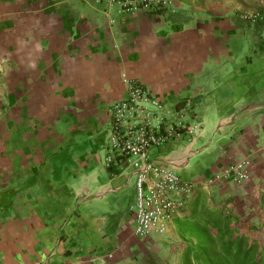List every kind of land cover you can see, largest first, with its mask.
Returning <instances> with one entry per match:
<instances>
[{"label":"crops","instance_id":"obj_1","mask_svg":"<svg viewBox=\"0 0 264 264\" xmlns=\"http://www.w3.org/2000/svg\"><path fill=\"white\" fill-rule=\"evenodd\" d=\"M122 74L195 127L149 150L196 183L187 208L241 158L264 187V0H0V264H181L179 214L133 233L136 174L107 143Z\"/></svg>","mask_w":264,"mask_h":264},{"label":"built area","instance_id":"obj_2","mask_svg":"<svg viewBox=\"0 0 264 264\" xmlns=\"http://www.w3.org/2000/svg\"><path fill=\"white\" fill-rule=\"evenodd\" d=\"M124 12L145 11L171 7L173 0H105ZM242 19L257 22L258 11L243 12ZM127 97L117 101L111 109V126L107 137L108 148L126 156L136 174V193L130 208L133 213V233L143 239L150 235L162 236L169 225L194 194L196 183L185 181L173 170L151 161L149 150L179 137L191 134L194 126L185 125L180 116L163 110L161 102L125 74ZM164 112V113H163ZM172 115L174 117L168 119ZM111 162V156L106 157ZM251 160L241 158L202 180L203 186L214 184H244L250 180Z\"/></svg>","mask_w":264,"mask_h":264},{"label":"trees","instance_id":"obj_3","mask_svg":"<svg viewBox=\"0 0 264 264\" xmlns=\"http://www.w3.org/2000/svg\"><path fill=\"white\" fill-rule=\"evenodd\" d=\"M244 188L247 194L243 202L247 197L262 207L264 187L247 183ZM205 196L200 195L190 207L187 204L179 211L180 216L176 215L183 241L181 264H264V234L262 240L251 235L254 227L262 226L264 211L255 213L254 222L253 218L246 222L236 210L241 207L240 198L219 197L216 193Z\"/></svg>","mask_w":264,"mask_h":264},{"label":"rangeland","instance_id":"obj_4","mask_svg":"<svg viewBox=\"0 0 264 264\" xmlns=\"http://www.w3.org/2000/svg\"><path fill=\"white\" fill-rule=\"evenodd\" d=\"M242 14H243V12H241V15ZM207 192L209 195L211 193H216L219 197H222L225 195V196H229L231 198L232 197L237 198V199L240 198L241 199V203H240L241 207L240 208L236 207V210L239 214L242 213L241 215H242V217H244V220L246 219L245 220L246 222L252 221V218H253V222H254L255 221L254 219H256L255 213H258V211L260 209H262L264 211V204L262 205V207H260L258 205V202H256V200L253 201V200L246 197L245 201L243 202L242 198H244L245 195L247 194L244 186L230 184V183H224V184L219 185V187H217V188H210L209 187ZM251 211H252V213H251ZM263 220H264V217H263L262 221ZM261 224H262V226H259V224L257 225L259 227V229H256V227H254L256 231L254 233H251L252 236L258 238L259 240H262V236L264 234V229H263L264 221ZM254 225H256V224H254ZM182 244H183V241H182Z\"/></svg>","mask_w":264,"mask_h":264}]
</instances>
